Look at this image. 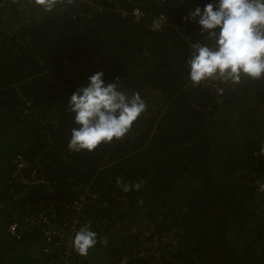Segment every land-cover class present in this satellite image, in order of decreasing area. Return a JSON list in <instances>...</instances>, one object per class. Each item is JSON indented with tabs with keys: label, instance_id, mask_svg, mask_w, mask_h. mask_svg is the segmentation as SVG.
I'll return each mask as SVG.
<instances>
[{
	"label": "trees",
	"instance_id": "1",
	"mask_svg": "<svg viewBox=\"0 0 264 264\" xmlns=\"http://www.w3.org/2000/svg\"><path fill=\"white\" fill-rule=\"evenodd\" d=\"M209 2L56 0L45 12L0 0V264L62 263L66 245L45 242L43 217L52 231L77 220L97 234L69 264H264V133L246 117L254 98L264 110V80L223 95L188 82L202 38L186 17ZM159 15L168 22L154 31ZM99 71L147 110L119 141L71 152L66 103ZM149 206L151 251L128 227Z\"/></svg>",
	"mask_w": 264,
	"mask_h": 264
},
{
	"label": "clouds",
	"instance_id": "2",
	"mask_svg": "<svg viewBox=\"0 0 264 264\" xmlns=\"http://www.w3.org/2000/svg\"><path fill=\"white\" fill-rule=\"evenodd\" d=\"M34 3L45 12L56 6V0ZM186 20L197 24L202 38L191 45L186 61L187 79L193 87L210 84L217 95H223V85L264 80V0H210L203 8L192 7ZM117 81L106 83L104 73L95 72L85 87L68 98L67 110L75 125L69 151L91 153L102 144L119 141L145 113L147 104L141 94H129ZM141 186L120 184L124 192L138 191ZM97 242V234L83 225L75 233L72 247L86 256Z\"/></svg>",
	"mask_w": 264,
	"mask_h": 264
},
{
	"label": "built area",
	"instance_id": "3",
	"mask_svg": "<svg viewBox=\"0 0 264 264\" xmlns=\"http://www.w3.org/2000/svg\"><path fill=\"white\" fill-rule=\"evenodd\" d=\"M132 14L136 17L140 16V11L138 9H134L132 11ZM168 19L166 16L164 15H159L158 18H156L152 24H151V29L154 31L160 30L162 29L164 26L167 25ZM40 224L44 225L46 227V230L44 232V239L45 242L47 244L51 243V242H56L55 239H57L59 242L57 243H63L66 245L65 248V252L63 257H61L62 259V263L61 264H69V258L72 256L71 253L73 254H77V252L73 249L72 247V239L75 235V233L78 231L76 229V227L74 225H77V220L74 221V225H65V231H57L54 230L53 231L51 229H49L50 225L48 220L43 217L40 219ZM10 233L12 235H14V237L16 239H20V227L18 228L17 225H13L10 227ZM54 239V240H53ZM45 253H47L48 251L45 250ZM47 264H57V263H53V262H48ZM122 264H125V262H123Z\"/></svg>",
	"mask_w": 264,
	"mask_h": 264
},
{
	"label": "rangeland",
	"instance_id": "4",
	"mask_svg": "<svg viewBox=\"0 0 264 264\" xmlns=\"http://www.w3.org/2000/svg\"><path fill=\"white\" fill-rule=\"evenodd\" d=\"M251 103H256V105H254L253 109L247 110V111L250 112V114L246 115V117L247 118L254 119L253 125L257 126L256 131H259L260 133H264V110L261 109L262 99H259V101H256V98H254L248 104H251ZM244 106H246V103L241 104V109H243ZM258 107H260L259 110L257 109ZM263 109H264V106H263ZM245 111L246 110H243L241 112L243 114H245L246 113ZM262 111H263V117H262V121L260 122L259 121V118H260L259 115H262ZM153 210H155V208H153L152 206H149L148 208L145 207V209H142V213L143 214L140 217H138V219H139L138 222H137V220H134V223L133 224H130V225L128 224V227L133 232H136V230L142 232V235L140 236V239L143 241V244H142V247H141L142 250L149 249L151 251V250H153L156 247L155 244H156V241L157 240L156 241L153 240L151 242L150 241H146L147 238L149 237V233H152V232H146V231L148 230V228L152 224L151 223L147 224L145 222V219L147 217V214L150 211H153ZM154 217L156 219L158 218L157 215H155ZM143 232H144V234H143ZM160 241H163V244H167L168 243L166 237H163L162 240H160ZM157 242H159V241H157Z\"/></svg>",
	"mask_w": 264,
	"mask_h": 264
}]
</instances>
